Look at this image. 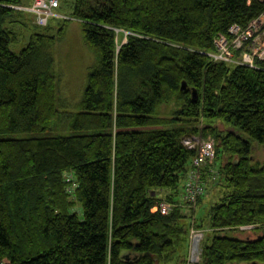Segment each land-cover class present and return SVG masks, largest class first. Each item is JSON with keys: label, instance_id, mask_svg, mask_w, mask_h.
Here are the masks:
<instances>
[{"label": "trees", "instance_id": "1", "mask_svg": "<svg viewBox=\"0 0 264 264\" xmlns=\"http://www.w3.org/2000/svg\"><path fill=\"white\" fill-rule=\"evenodd\" d=\"M21 6L0 0V135L58 133L64 119L71 135L0 140V264H186L191 222L213 234L202 264H264V164L233 131L264 146V61L233 67L208 56L219 34L246 28L264 4L76 0L71 17L97 61L66 118L53 51L70 20L36 26L16 54L20 35L9 24L32 16ZM117 31L128 33L120 47ZM192 135L216 142L205 186H225L206 218L195 215L205 193L181 199ZM162 201L175 206L168 215L153 211ZM247 226L256 239L231 235Z\"/></svg>", "mask_w": 264, "mask_h": 264}, {"label": "rangeland", "instance_id": "2", "mask_svg": "<svg viewBox=\"0 0 264 264\" xmlns=\"http://www.w3.org/2000/svg\"><path fill=\"white\" fill-rule=\"evenodd\" d=\"M61 2V8L59 9V14H64L67 16L69 22V27L67 31L66 38L59 43L54 51L53 55L56 62L55 74L57 77V105L59 110L62 112L63 116H71L79 111L80 104L83 100L84 92L88 82V75L90 69L94 66L97 61V56L85 43L82 24L80 21L74 20L71 16L75 9L76 0H59ZM22 22L26 25L25 28H21L18 24H9L13 25V29L20 35V42L18 45L12 46V51L16 54H19L24 48L27 47L30 37L36 31L42 29L37 28L36 21L32 16H21ZM63 20L57 21L52 19L50 22L58 27L57 24H61ZM117 43L120 47L121 45L127 42L128 33L117 31ZM247 51V50H246ZM245 53H241L235 56V60H242ZM248 55V54H247ZM247 55L245 57L247 58ZM163 112L168 113L169 109L164 108ZM67 121L64 119L62 121L61 127H59L58 133L56 131H49L45 133H36V134H16V135H0V140H19L26 139L29 137L41 138V137H54V136H69L71 135L69 131H66ZM218 128L221 131H225L228 127L220 122L217 124ZM235 133L239 136H242L245 140H248L252 143L254 148V158L257 162L264 164V146H260L257 142L250 139L246 134L240 132L239 130L234 129ZM196 137L202 140H213L211 137L205 139L200 135H192L190 138ZM214 141V140H213ZM215 142V141H214ZM217 158L213 164L217 165ZM225 163V160H224ZM214 165V166H215ZM216 167H214L215 169ZM212 181V179H211ZM218 182V183H217ZM217 182H214L206 187L204 204L197 206L195 204V215L197 218H206L209 214V209L213 204L219 202L225 192V186L223 183H220L218 179ZM186 180L183 182V189L185 187ZM164 195V194H162ZM159 194V198L162 196ZM183 193L181 194V199H183ZM201 207V208H200ZM75 209L79 210L80 206L77 204ZM82 216V214H80ZM208 219V218H207ZM194 222H191V228L188 234V260L186 264L190 263L192 259L191 255V238L195 233H201L202 240L200 243L201 252L203 253V248L205 243L211 242L212 231L206 225L203 229L195 227ZM247 229H241L243 232H234L233 235L236 238L241 239H256L258 236V231L255 230V226H247ZM202 256V255H201ZM199 257V255L197 256ZM201 262V261H200ZM192 264V262H191ZM199 264H202L199 263Z\"/></svg>", "mask_w": 264, "mask_h": 264}, {"label": "built area", "instance_id": "3", "mask_svg": "<svg viewBox=\"0 0 264 264\" xmlns=\"http://www.w3.org/2000/svg\"><path fill=\"white\" fill-rule=\"evenodd\" d=\"M256 1L264 4V0ZM59 5V0H34L31 6L15 7V9L34 16L37 26L47 27L52 19H68L67 16L57 12ZM214 46L215 51L208 55L213 63L255 68L257 61H264V12L260 17L251 21L246 28L233 25L227 34H219L214 39ZM241 53L248 54L247 58L244 55L242 60L236 61L235 56ZM184 144L197 153L186 175V184L183 190L184 199L194 204L206 191L203 180L206 169L210 168L212 173H216L212 169L217 158L216 142L189 137L184 140ZM174 208L175 206L170 202L162 201L154 207L153 211L168 215ZM241 229L247 228L242 227ZM193 235L191 238L192 259L189 264L191 262L199 264L202 255L200 243L203 235L199 232ZM198 255L199 257H197Z\"/></svg>", "mask_w": 264, "mask_h": 264}, {"label": "crops", "instance_id": "4", "mask_svg": "<svg viewBox=\"0 0 264 264\" xmlns=\"http://www.w3.org/2000/svg\"><path fill=\"white\" fill-rule=\"evenodd\" d=\"M33 2H34V0H21V3L23 4V6H25V7H28V6H31L32 4H33ZM62 14V13H61ZM33 18H34V16H32ZM22 18L20 17V18H18V20H17V23H18V25L21 27V28H25L26 26H25V24L22 22ZM34 20H35V18H34Z\"/></svg>", "mask_w": 264, "mask_h": 264}, {"label": "water", "instance_id": "5", "mask_svg": "<svg viewBox=\"0 0 264 264\" xmlns=\"http://www.w3.org/2000/svg\"><path fill=\"white\" fill-rule=\"evenodd\" d=\"M185 89H186V85L184 84V85H183V90H185ZM193 97H194V98H197V93H196V92L193 93ZM156 259H157V258H156ZM254 264H255V263H254Z\"/></svg>", "mask_w": 264, "mask_h": 264}]
</instances>
